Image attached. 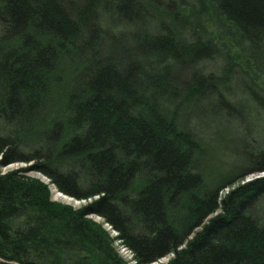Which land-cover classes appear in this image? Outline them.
<instances>
[{
	"label": "trees",
	"instance_id": "obj_1",
	"mask_svg": "<svg viewBox=\"0 0 264 264\" xmlns=\"http://www.w3.org/2000/svg\"><path fill=\"white\" fill-rule=\"evenodd\" d=\"M254 68L264 0H0V264H131L92 214L136 264H264V177L220 195L264 146L216 180L201 132L260 116Z\"/></svg>",
	"mask_w": 264,
	"mask_h": 264
},
{
	"label": "rangeland",
	"instance_id": "obj_2",
	"mask_svg": "<svg viewBox=\"0 0 264 264\" xmlns=\"http://www.w3.org/2000/svg\"><path fill=\"white\" fill-rule=\"evenodd\" d=\"M217 66L219 64H216ZM215 66V67H217ZM253 69V74L261 77L258 79V83L264 87V75L260 71ZM213 71L212 68L208 69V73ZM234 82L238 89L243 91L245 82L243 74L239 71L234 73ZM236 94V93H235ZM234 97H236V94ZM239 96V95H238ZM230 98V97H229ZM264 101V97H261ZM261 116V117H260ZM260 116H243L239 112V108L229 116L224 113L212 114L205 117L203 125L201 126V132L206 139L207 149V168L212 171L216 180L224 179L228 175H234L239 172L240 169L247 168L249 164V156L264 146V106L261 108ZM26 163H12L7 166H1L0 157V170L2 174H5L11 170H17L23 167H27ZM29 177L39 178L45 184H47L51 191V199L54 202L60 203L64 206H69L74 210L91 203L93 199H77L73 196L67 195L60 191L50 179L38 172L29 171L26 173ZM262 175V176H260ZM255 177L263 178L264 172L251 175ZM259 179V178H258ZM249 179L246 177L234 185L227 186L220 195L225 196L230 190L236 188L238 185L247 184ZM97 198V197H95ZM264 211V209H263ZM94 222L104 223V226L110 232L111 236L115 239V247L127 259L131 264H136L132 251L119 240L118 233L107 222H104L103 218L99 215H90L88 217ZM174 254H169L151 262L148 264H168L173 258Z\"/></svg>",
	"mask_w": 264,
	"mask_h": 264
},
{
	"label": "bare ground",
	"instance_id": "obj_3",
	"mask_svg": "<svg viewBox=\"0 0 264 264\" xmlns=\"http://www.w3.org/2000/svg\"><path fill=\"white\" fill-rule=\"evenodd\" d=\"M258 172L262 173V172H264V170L248 172V173H246L245 175L241 176V177H240L235 183H233L232 185L236 184L237 182H239L240 180H242V179H244V178H246V177L249 179V182H252V181H254V180L260 178V176H262V175H260L259 177H255V176L253 177V176H251V175L257 174ZM249 182H248V183H249ZM229 187H230V186H229Z\"/></svg>",
	"mask_w": 264,
	"mask_h": 264
}]
</instances>
